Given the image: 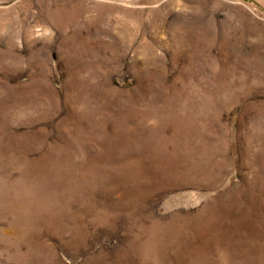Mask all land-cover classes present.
<instances>
[{"label":"rangeland","instance_id":"rangeland-1","mask_svg":"<svg viewBox=\"0 0 264 264\" xmlns=\"http://www.w3.org/2000/svg\"><path fill=\"white\" fill-rule=\"evenodd\" d=\"M0 264H264V0H0Z\"/></svg>","mask_w":264,"mask_h":264}]
</instances>
